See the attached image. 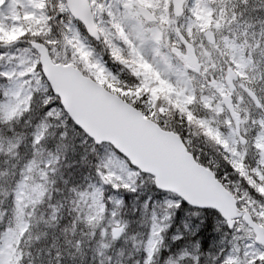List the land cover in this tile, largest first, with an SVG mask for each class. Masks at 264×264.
Listing matches in <instances>:
<instances>
[{
	"label": "snow or ice",
	"instance_id": "6c2138e0",
	"mask_svg": "<svg viewBox=\"0 0 264 264\" xmlns=\"http://www.w3.org/2000/svg\"><path fill=\"white\" fill-rule=\"evenodd\" d=\"M257 12L0 0V264H264Z\"/></svg>",
	"mask_w": 264,
	"mask_h": 264
},
{
	"label": "trees",
	"instance_id": "16d2710c",
	"mask_svg": "<svg viewBox=\"0 0 264 264\" xmlns=\"http://www.w3.org/2000/svg\"><path fill=\"white\" fill-rule=\"evenodd\" d=\"M253 16L254 17H257L258 19H264V12H257V13H253ZM259 28V24L257 23V29ZM146 195L145 194V197H142V198H146ZM179 214V213H178ZM210 228V226H209Z\"/></svg>",
	"mask_w": 264,
	"mask_h": 264
}]
</instances>
